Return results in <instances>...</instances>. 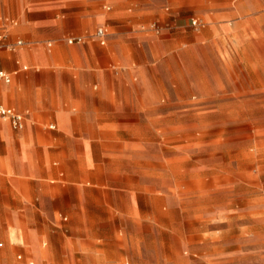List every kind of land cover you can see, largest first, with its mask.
<instances>
[{
    "label": "rangeland",
    "instance_id": "1",
    "mask_svg": "<svg viewBox=\"0 0 264 264\" xmlns=\"http://www.w3.org/2000/svg\"><path fill=\"white\" fill-rule=\"evenodd\" d=\"M183 1L131 2L158 5L125 49L160 94L143 157H94L99 185L37 210L22 246L0 238L13 264L34 242L46 264H264V0Z\"/></svg>",
    "mask_w": 264,
    "mask_h": 264
},
{
    "label": "crops",
    "instance_id": "2",
    "mask_svg": "<svg viewBox=\"0 0 264 264\" xmlns=\"http://www.w3.org/2000/svg\"><path fill=\"white\" fill-rule=\"evenodd\" d=\"M135 1L0 0V33L8 43L24 41L0 48V70L11 75L0 80V103L26 116L21 129L0 120V238L11 246L23 245L19 227L30 226L37 210L61 209L73 203L65 194L100 184L105 166L94 157H143L142 115L160 94L140 89L141 68L125 49L142 33L140 17L155 15L158 5L139 4L131 16ZM105 24L113 32L102 26V43L92 32ZM77 37L83 42H68ZM33 247L37 264H46ZM0 254L2 264H13L8 248Z\"/></svg>",
    "mask_w": 264,
    "mask_h": 264
},
{
    "label": "built area",
    "instance_id": "3",
    "mask_svg": "<svg viewBox=\"0 0 264 264\" xmlns=\"http://www.w3.org/2000/svg\"><path fill=\"white\" fill-rule=\"evenodd\" d=\"M196 24L197 21H194ZM156 29H159L158 27ZM95 37H97L102 43L106 42L107 39V30L104 27H99L96 31ZM8 34L6 32L0 33V48L3 47H13L14 45H22L24 43L23 40H18L16 43H8ZM69 43H80L83 42L81 37L77 38H69ZM0 80H4L6 82L11 81V75L3 70H0ZM6 119L9 120L13 127L16 129H21L25 126L26 116L24 113L19 112L18 110L5 106L0 103V120Z\"/></svg>",
    "mask_w": 264,
    "mask_h": 264
}]
</instances>
